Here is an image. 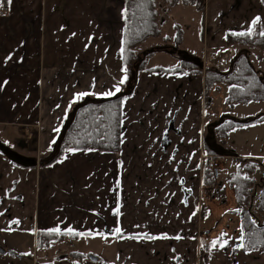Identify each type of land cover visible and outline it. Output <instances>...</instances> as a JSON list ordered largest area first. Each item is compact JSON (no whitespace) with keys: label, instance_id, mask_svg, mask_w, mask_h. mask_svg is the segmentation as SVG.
<instances>
[{"label":"crops","instance_id":"crops-1","mask_svg":"<svg viewBox=\"0 0 264 264\" xmlns=\"http://www.w3.org/2000/svg\"><path fill=\"white\" fill-rule=\"evenodd\" d=\"M176 6L160 4L161 28L170 18L176 21L171 17ZM0 10V264H33L29 256L41 248L38 234L53 228L72 237V251L53 258L65 241H52L43 247L50 259L35 264H264V251L239 250V238L227 235L224 248H212L215 234L207 231L211 241L201 235L198 207L202 188L209 186L205 156L220 160L206 146L204 133L215 132L219 123L210 95L225 83L211 88L206 100L204 74L174 70L179 60L173 66L149 65L155 55L176 56L157 51L122 103L118 150L70 149L41 165L40 159L56 150L74 104L129 91L124 0H0ZM201 11L196 32L176 23L183 28L179 47L197 64L209 60L206 69L218 71L230 69L243 50L264 79V48L228 40L231 33L248 31L256 17L254 31H264V0H204ZM151 39L137 50L164 44H147ZM82 92L91 94L78 97ZM243 128L261 131L255 148L231 141L233 131ZM223 146L258 161L264 156V121L232 128ZM116 227L122 237L113 233ZM68 228L83 235L69 234ZM145 233L167 238L149 239ZM133 236L140 238H128ZM108 246L113 259L101 253Z\"/></svg>","mask_w":264,"mask_h":264},{"label":"trees","instance_id":"trees-1","mask_svg":"<svg viewBox=\"0 0 264 264\" xmlns=\"http://www.w3.org/2000/svg\"><path fill=\"white\" fill-rule=\"evenodd\" d=\"M163 3L168 6L193 5L198 10H202L204 0H124V9H127V13H124L123 67L124 84L129 85V91L125 94L104 98L90 97L81 103L74 104L70 110L71 122L61 137L56 150L49 156L41 158V165L55 161L63 152L70 149H92L96 151H116L119 149L122 103L125 97L131 94L137 74L147 69L148 59L157 51L179 53L181 56L187 54L179 48L183 40V28L179 24L175 25V35L172 37L175 45L166 46V42L171 39L162 35L160 27V4ZM259 33L258 30H255L251 36H238L231 33L228 35V40L231 45L257 47L263 50L264 36L259 35ZM160 37L164 40L163 45L151 46L141 51L137 50L147 40ZM187 55L174 70L203 73L206 100H209L208 93L211 88L218 87L220 83H225L229 86L226 102L230 107L236 103L248 104L254 101H264V79L253 68L245 51L239 50L231 68L224 71L209 68L203 70L202 65L195 62L193 54L192 56L189 53ZM156 69L162 70V68ZM262 121H264V113L240 119L230 118L218 123L215 133L221 142H225L232 128ZM14 164L21 165L18 160H14ZM239 166V171L230 174L227 180L233 188L235 201L240 207L238 212L245 237L243 242L247 245V248L238 249L264 251V221L261 222L260 220L261 215L264 214V177L260 183H257L253 176V173L261 165L255 159H243ZM240 169H243L244 173H241ZM204 183L206 185L213 184V178L208 167L204 170ZM217 194L224 200L223 189H219ZM65 236L40 232L37 244L39 247H48L52 241L63 239ZM250 238L255 247L248 243Z\"/></svg>","mask_w":264,"mask_h":264},{"label":"rangeland","instance_id":"rangeland-1","mask_svg":"<svg viewBox=\"0 0 264 264\" xmlns=\"http://www.w3.org/2000/svg\"><path fill=\"white\" fill-rule=\"evenodd\" d=\"M172 14L176 21L170 18L168 20L167 25L162 26V33L164 36L169 34H175V27H172L176 23L180 25L189 24L192 30L195 32L201 28L202 25V11L194 8L192 5H183L179 4L174 9L171 10ZM173 23V24H170ZM186 29V28H185ZM173 34V35H174ZM171 40L166 42V46H174L175 43L172 41L173 36H168ZM152 43H164L162 38L151 39V41L147 44ZM180 48V47H179ZM181 49V48H180ZM159 56H167L164 54L155 55L153 59L149 61V65H167L173 66L176 65L179 60L181 62L182 59H185L186 56L179 55L176 53V56L169 57H159ZM198 61V59H196ZM223 89L221 91H212L211 93V110L214 112V116H216V123H220L222 121L228 119H239L240 117H250L254 115H258L260 113H264V103H248V104H236L235 108H229L226 102L227 97V84H223ZM220 118V119H219ZM222 119V120H221ZM212 129V128H211ZM207 130L204 133V140L206 142V146L213 149L219 154L220 158V177L217 181L213 180V184L208 186L209 195L205 197L203 200H200L199 204V212H200V229L202 238H206L207 241L213 240L212 237H208L207 231L212 234H215V237L219 238L221 233H227L229 238H239L241 233V223L240 218L238 217L237 203L235 201V194L233 188L228 183V177L230 174L239 171L240 162L247 157L238 156L241 152H227L225 147L223 146V142L216 137L214 130ZM260 130H256L254 128L247 129L243 128L240 130L233 131L231 135V141L238 145L240 148L245 146H254L256 147V140L259 138ZM226 141V140H225ZM242 155L245 152L241 153ZM263 155V154H262ZM258 161L260 162L261 167L253 173L254 178L257 183H260L264 177V156H261ZM205 163V162H204ZM241 173H244L243 169H240ZM219 189L224 190V200L217 194ZM261 222L264 221V214L260 217ZM79 244V245H78ZM78 246L81 245L79 241L77 243ZM109 247V246H108ZM100 251V250H99ZM98 253V250H96ZM104 256L110 257L113 259L114 249L113 247L107 248L104 252L102 251Z\"/></svg>","mask_w":264,"mask_h":264},{"label":"snow or ice","instance_id":"snow-or-ice-1","mask_svg":"<svg viewBox=\"0 0 264 264\" xmlns=\"http://www.w3.org/2000/svg\"><path fill=\"white\" fill-rule=\"evenodd\" d=\"M7 2L9 4H11L12 0H7ZM123 12L126 14L127 13V9H124ZM259 21H260V17H256L252 21V26L249 28L248 31L241 32V33H235V35H238V36H251L253 34L255 26L257 25V23ZM259 35L264 36V31H261L259 33ZM11 58H12L11 55H9L8 57L5 58V61L7 62V60H10ZM4 83H7V81H5ZM116 91H119V88H117ZM90 94H91L90 92H82V93H79L77 95H78V97H84V96H88ZM103 95L112 96V95H114V93L112 91H108V92L104 93ZM57 131H58V129H57ZM89 150L91 151L92 149H89ZM244 179H247V177H244ZM237 211H240V210H237ZM114 214L119 215V208L115 209ZM0 215H3V213H0ZM193 215H195V213H193ZM13 223H17L18 224L19 220L13 221ZM252 223H255V221H252ZM137 227H139V226H137ZM0 230H3V229H0ZM112 231H113L114 234L120 235L122 237V230H121L120 227H116ZM67 233L73 234V235H83L82 233L74 232V230L71 229V228L67 229ZM241 233H242V235L239 237L241 243L237 244L236 247H238V248H247V245L243 242L244 239H245V237L243 235V227L241 228ZM48 234L49 235H51V234L61 235L63 233L61 232V229L53 228V229L48 230ZM226 236H227V233H221V236L219 238H217V240L212 241V244H211L212 248H216L217 246H219V248H224L228 244V241L224 239V237H226ZM144 237L145 238H149V239L167 238V237H156V236L149 237L146 233L144 234ZM128 238L138 239L140 237L139 236H133V237H128ZM175 239H181V237L180 236H176ZM248 243L251 244L253 247H255V244L253 243V240L251 238L249 239ZM201 246L203 247V245H201Z\"/></svg>","mask_w":264,"mask_h":264},{"label":"built area","instance_id":"built-area-1","mask_svg":"<svg viewBox=\"0 0 264 264\" xmlns=\"http://www.w3.org/2000/svg\"><path fill=\"white\" fill-rule=\"evenodd\" d=\"M0 14H4V11L0 10ZM209 64H210L209 60L207 62L205 61L203 63L202 69L205 70L206 66ZM221 66L225 67L224 60L221 62ZM205 159H206L207 167L209 168V170L211 172L213 180L217 181L220 177V166H221L220 161L213 154L206 155ZM208 195H209L208 189L202 188V197L205 198ZM64 241H65V245L63 246V248H59V249H56L53 251V256H54V257L52 256L53 258L58 259V258H61L62 256L70 255V252L72 251V248L74 246L73 239H72V237L67 236L64 238ZM49 257L50 256H49L47 250L43 247L35 249L31 253V255L29 256V258L31 259L33 264H35V262H38L40 260H43V261L46 260L47 261L48 259H50Z\"/></svg>","mask_w":264,"mask_h":264},{"label":"water","instance_id":"water-1","mask_svg":"<svg viewBox=\"0 0 264 264\" xmlns=\"http://www.w3.org/2000/svg\"><path fill=\"white\" fill-rule=\"evenodd\" d=\"M91 260H94V258H92V257H89Z\"/></svg>","mask_w":264,"mask_h":264}]
</instances>
